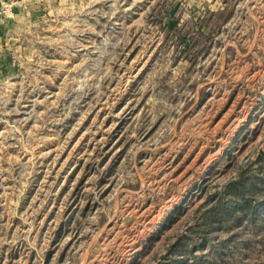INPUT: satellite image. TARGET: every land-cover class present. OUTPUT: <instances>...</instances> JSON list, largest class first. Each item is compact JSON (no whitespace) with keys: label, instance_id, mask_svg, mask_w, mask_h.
I'll return each mask as SVG.
<instances>
[{"label":"rangeland","instance_id":"1","mask_svg":"<svg viewBox=\"0 0 264 264\" xmlns=\"http://www.w3.org/2000/svg\"><path fill=\"white\" fill-rule=\"evenodd\" d=\"M0 264H264V0H0Z\"/></svg>","mask_w":264,"mask_h":264},{"label":"trees","instance_id":"2","mask_svg":"<svg viewBox=\"0 0 264 264\" xmlns=\"http://www.w3.org/2000/svg\"><path fill=\"white\" fill-rule=\"evenodd\" d=\"M244 176V171H240L235 178L225 183L224 187L218 193L219 196L215 204L208 209L207 219H211L216 212L228 211L227 214L233 213L234 207L230 208L228 204L223 203V198L226 196L232 197L237 202L238 200L242 201L241 204H244L245 206H250L248 205V200L251 199V195H253L252 192H260L261 187H257V184H253V181L246 183Z\"/></svg>","mask_w":264,"mask_h":264}]
</instances>
